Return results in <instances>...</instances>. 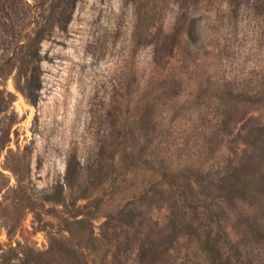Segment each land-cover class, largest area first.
Wrapping results in <instances>:
<instances>
[{
	"label": "rangeland",
	"instance_id": "1",
	"mask_svg": "<svg viewBox=\"0 0 264 264\" xmlns=\"http://www.w3.org/2000/svg\"><path fill=\"white\" fill-rule=\"evenodd\" d=\"M0 264H264V0H0Z\"/></svg>",
	"mask_w": 264,
	"mask_h": 264
}]
</instances>
